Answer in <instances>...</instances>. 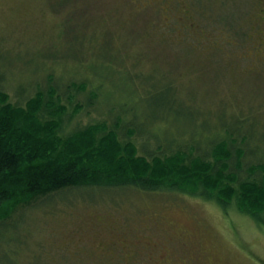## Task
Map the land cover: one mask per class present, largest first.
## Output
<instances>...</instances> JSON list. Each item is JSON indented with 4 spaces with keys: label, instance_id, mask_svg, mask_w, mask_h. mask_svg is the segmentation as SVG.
I'll return each mask as SVG.
<instances>
[{
    "label": "rangeland",
    "instance_id": "1",
    "mask_svg": "<svg viewBox=\"0 0 264 264\" xmlns=\"http://www.w3.org/2000/svg\"><path fill=\"white\" fill-rule=\"evenodd\" d=\"M258 7L256 0H0V91L23 105L38 90L58 88L73 113L62 135L109 125L117 108L105 109L126 102L148 147L161 138L199 144L206 129L242 120L262 157ZM95 79L102 87L86 113L84 82ZM70 84L85 93L70 98ZM132 139L142 152L143 140ZM0 264H264V225L233 205L185 194L129 189L89 199V191L70 189L16 209L0 230Z\"/></svg>",
    "mask_w": 264,
    "mask_h": 264
},
{
    "label": "trees",
    "instance_id": "2",
    "mask_svg": "<svg viewBox=\"0 0 264 264\" xmlns=\"http://www.w3.org/2000/svg\"><path fill=\"white\" fill-rule=\"evenodd\" d=\"M95 82H84L86 113L102 87H93ZM70 89V98L83 92L72 84ZM60 93L52 87L38 90L19 105L0 91V230L20 206L27 208L39 198L70 189L89 191V199L129 189L185 194L214 200L223 209L233 205L264 225V164L257 156L263 147H258V140L253 143L254 134L244 129L245 121L237 120L235 127L224 122L221 132L212 126L199 144L161 138L148 147L127 103L116 102L105 109L111 115L117 108L109 125L92 122L62 135L65 117L73 113L68 115ZM133 135L143 140L142 152Z\"/></svg>",
    "mask_w": 264,
    "mask_h": 264
},
{
    "label": "flooded vegetation",
    "instance_id": "3",
    "mask_svg": "<svg viewBox=\"0 0 264 264\" xmlns=\"http://www.w3.org/2000/svg\"><path fill=\"white\" fill-rule=\"evenodd\" d=\"M257 4H258V11H257V14H255V19H258V26H263V29L261 31L258 30V33L257 35L260 37V45L262 47H264V0H256ZM182 17L183 19H186L188 18L186 13H183L182 14ZM147 248L149 249L150 253H148V260L151 259V257L153 256V252H151V249L155 248V245L154 244H148L147 245ZM150 258V259H149ZM134 259H138V256L135 255L133 260Z\"/></svg>",
    "mask_w": 264,
    "mask_h": 264
}]
</instances>
